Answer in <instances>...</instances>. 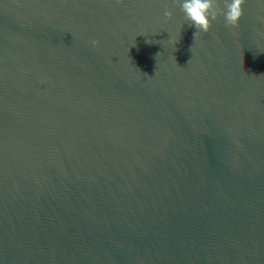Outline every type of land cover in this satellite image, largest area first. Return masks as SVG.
Segmentation results:
<instances>
[{
	"label": "water",
	"instance_id": "95a60500",
	"mask_svg": "<svg viewBox=\"0 0 264 264\" xmlns=\"http://www.w3.org/2000/svg\"><path fill=\"white\" fill-rule=\"evenodd\" d=\"M244 13L194 40L176 0H0V264H264Z\"/></svg>",
	"mask_w": 264,
	"mask_h": 264
},
{
	"label": "clouds",
	"instance_id": "9594fccd",
	"mask_svg": "<svg viewBox=\"0 0 264 264\" xmlns=\"http://www.w3.org/2000/svg\"><path fill=\"white\" fill-rule=\"evenodd\" d=\"M177 6L184 13V20L190 27L195 28L194 40L202 33L212 30L213 21L221 17L227 27L236 29L240 26V21L244 16V5L247 0H176ZM164 16L171 20L173 13L165 11ZM178 40L173 41L176 45ZM94 46H99L98 40H93ZM192 51V47L190 49ZM159 55V54H158Z\"/></svg>",
	"mask_w": 264,
	"mask_h": 264
}]
</instances>
